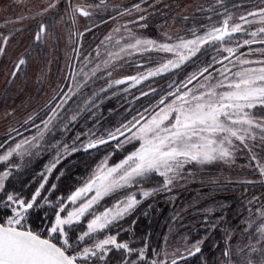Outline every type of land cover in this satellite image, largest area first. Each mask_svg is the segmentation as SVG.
Masks as SVG:
<instances>
[{
    "label": "rangeland",
    "instance_id": "374dc122",
    "mask_svg": "<svg viewBox=\"0 0 264 264\" xmlns=\"http://www.w3.org/2000/svg\"><path fill=\"white\" fill-rule=\"evenodd\" d=\"M144 1L94 3L85 14L98 18L83 19L71 0H0V101L9 100L0 102V196L16 173L49 156L33 199L0 203L11 213L5 225L31 231V212L48 210L36 234L79 264H171L189 254L179 264H264V24L256 23L264 9L237 17L223 40L221 26L167 43L136 33L134 11ZM43 24L54 51L48 82L35 89L37 56L26 63L20 52L29 39L34 50L43 45L35 34ZM23 77L25 92L3 98V85ZM69 165L89 171L69 196L51 199ZM190 186L198 190L185 198L165 197ZM142 218L151 233L137 240ZM125 236L144 245L136 256Z\"/></svg>",
    "mask_w": 264,
    "mask_h": 264
},
{
    "label": "trees",
    "instance_id": "16d2710c",
    "mask_svg": "<svg viewBox=\"0 0 264 264\" xmlns=\"http://www.w3.org/2000/svg\"><path fill=\"white\" fill-rule=\"evenodd\" d=\"M140 4L135 7L134 11V17L136 20H133V24L137 23L136 26L133 25V27H135L136 33L140 36L143 34V36H147L149 39L167 43H174L180 39H189L191 37L200 36L208 31L218 29V27L221 26L228 29L230 24L234 22L237 17H249L252 13L264 9V0H145ZM108 25L109 23L101 26V31L104 32ZM42 27L44 28L43 30ZM38 31L36 30L35 34L40 33L44 35V38H42L43 45L39 47L38 51L34 50V48L38 45L37 40L35 41L34 39L31 40L28 38L29 41H27L26 45L20 52V58L25 60L26 63L30 61L32 56H37L35 61L36 64L31 62V64L36 65L35 81H37V83L35 84V89H40L46 86L49 73L51 71V63H49L50 54L54 51V47L50 45L49 40L45 39L47 32H49L46 25L43 24L40 31ZM33 32L34 29L31 28L30 33ZM90 32V34H92L93 30ZM94 32L97 33L98 28H96ZM87 37L89 38V35ZM87 37L85 38L87 39ZM223 39H225L224 36H222L221 40ZM88 52L89 51L87 50L84 52L79 50V53H85L84 55H87ZM6 62L9 72H11V78L22 73L17 64L12 62L9 57L6 58ZM16 83L19 82L16 81L15 84L12 83V85L7 87L3 85V88L5 89H2L3 98H7V96L9 97L11 95L20 97V95H22V91L25 92V89L29 87L27 83H24V77L22 85H18ZM2 100L6 102L9 101L7 99ZM2 100L0 102H2ZM46 107H43L42 109H45ZM90 152L92 151H86L83 156H88ZM47 157H49L48 153L45 152V154L35 163L27 165L24 169L16 173L17 175L10 178L6 184L3 194L0 196V203L6 202V200L10 197L17 198V200L22 199L26 202L33 199L43 180V172H45L48 167L49 160ZM88 171L89 170L84 168L83 165L78 168H75L73 165H69V168L65 171L63 176L57 180L56 189L51 194V199H57L60 195L67 197L73 193L83 183V176H85ZM54 178H56V175ZM54 182L55 181L53 180L51 184ZM193 190H198V188L190 186L185 190L175 191L177 193H168L165 197H171L175 194H180L181 196L182 193L183 198H185V193ZM197 194L199 193L195 194V198H197ZM107 201L108 199L105 200L98 207V209H95L90 215L99 212L104 205L108 204ZM193 201L194 200L187 199L184 201V205L187 202L190 203ZM10 215V211L5 212L0 209V223L6 224L5 222ZM48 217H50V212L48 210L39 209L32 211L29 221L30 226L32 227L31 231L36 233V230L46 224ZM139 225L141 228L138 229L134 238L137 240H145L150 232L147 225V218H142ZM152 234H154V230H152ZM125 240L131 243L127 254L130 253L132 256H136V249H140L144 246L136 245L137 247H135L133 245V236H125ZM53 242L59 245L56 241ZM118 262L119 261H117V259L113 261L115 264Z\"/></svg>",
    "mask_w": 264,
    "mask_h": 264
},
{
    "label": "water",
    "instance_id": "95a60500",
    "mask_svg": "<svg viewBox=\"0 0 264 264\" xmlns=\"http://www.w3.org/2000/svg\"><path fill=\"white\" fill-rule=\"evenodd\" d=\"M227 30H224L225 37ZM237 55L233 52L222 58L218 64H223L231 60ZM71 64L69 65L67 79L71 71ZM206 71L191 79L185 87L196 82ZM60 89L59 93H61ZM57 96H55L56 98ZM55 98L53 100H55ZM52 100V101H53ZM51 103V102H50ZM49 103V104H50ZM164 101L162 102V104ZM47 104L46 106H48ZM45 106V107H46ZM38 114V113H37ZM33 115L28 121L32 120L36 115ZM139 123L135 124L128 131L120 136L110 137L99 142H96L87 148L88 151L95 150L107 144H110L117 139L132 132ZM194 254H189L174 260L171 264H179L190 258ZM0 264H79L68 252L56 243L40 236L34 232L11 227L0 223Z\"/></svg>",
    "mask_w": 264,
    "mask_h": 264
},
{
    "label": "flooded vegetation",
    "instance_id": "af4514ba",
    "mask_svg": "<svg viewBox=\"0 0 264 264\" xmlns=\"http://www.w3.org/2000/svg\"><path fill=\"white\" fill-rule=\"evenodd\" d=\"M71 3H70L71 6H70V4H68V6H69V8L72 9V13L73 14L75 13L77 16H79V17H81L83 19H91V18L95 19V18H98V16L93 17V15L89 16V15L85 14V9L84 8L87 7L89 9L94 10V8H96V6H94V3L95 4H99L101 7H105V6L108 5L109 0H83L82 2H78V4L77 3L75 4V5H78L77 8H73V7H75V5H74L72 0H71ZM79 5H81V6H79ZM101 14H103V12H101ZM73 23L76 24L75 22H73ZM43 29L44 28L42 27V30Z\"/></svg>",
    "mask_w": 264,
    "mask_h": 264
},
{
    "label": "crops",
    "instance_id": "0c3cea01",
    "mask_svg": "<svg viewBox=\"0 0 264 264\" xmlns=\"http://www.w3.org/2000/svg\"><path fill=\"white\" fill-rule=\"evenodd\" d=\"M256 23H257V24H264V22H258V21H256Z\"/></svg>",
    "mask_w": 264,
    "mask_h": 264
}]
</instances>
